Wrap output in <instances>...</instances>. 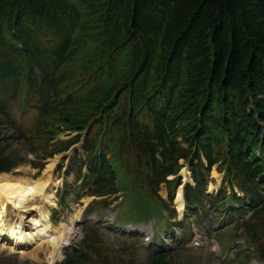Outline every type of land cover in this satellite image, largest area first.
<instances>
[{
	"label": "trees",
	"instance_id": "obj_1",
	"mask_svg": "<svg viewBox=\"0 0 264 264\" xmlns=\"http://www.w3.org/2000/svg\"><path fill=\"white\" fill-rule=\"evenodd\" d=\"M27 60L33 66L26 72ZM26 87L38 95L34 105L31 98L20 99ZM8 90L0 96V124L16 127L10 106H21V100L53 129L97 120L89 137L94 143L84 144L85 159L78 155L70 165L75 183L91 196L120 193L108 153L94 159L98 129L107 128L110 149L121 135L126 153L132 150L125 135L131 126L152 193L168 187L165 208L182 185L180 178H168L178 175V161L191 153L184 145H193L196 185H186L185 193L195 226L209 214L218 216L219 196L210 208L204 205L210 198L206 180L214 166L230 160L232 168H246L247 185L240 187L243 196L234 191L236 208L226 213L235 220L250 212L242 220L246 233L252 241L264 236V0H0V92ZM6 141L0 138V173L22 162L2 154ZM80 143L79 137L62 142L51 156ZM186 240L176 242V249ZM258 249L264 256V247ZM175 251L156 247L148 264H173ZM76 255L60 264H84L85 253Z\"/></svg>",
	"mask_w": 264,
	"mask_h": 264
},
{
	"label": "rangeland",
	"instance_id": "obj_2",
	"mask_svg": "<svg viewBox=\"0 0 264 264\" xmlns=\"http://www.w3.org/2000/svg\"><path fill=\"white\" fill-rule=\"evenodd\" d=\"M5 35L7 40L12 41L9 30L5 32ZM31 66H33L31 61L27 60L25 71L27 72ZM9 87H12V84ZM6 93L9 95V90L5 93L1 91L0 96L6 95ZM37 96L35 90L26 87L20 95V99L30 100L31 98L32 105H34V99L36 100ZM22 100L20 101L21 106L13 102L10 111L13 114L15 126L22 128L27 132V135L21 137L16 133V127L0 124V132L3 133L0 138L8 139L1 145L2 154L15 159L16 162H22L16 165L12 172L0 174L17 177L28 175L33 179H38L45 175L46 169L51 164L55 165L52 174L54 181H58L59 184L54 187V191L55 196L59 197V200H56L57 204L60 205L49 208L51 211L50 223L54 227H60L61 223L72 224L74 229L62 245L61 253L54 263L48 261L47 254L43 249L39 251L40 253L38 252L37 259L33 256L37 245L11 251L9 248H3V242H0V264H60L67 257L74 256L75 253H77V257L78 254L85 253L84 264H148L153 257V248L162 245L175 246L176 242L186 237L187 241L184 247L180 250L175 249L176 251L171 255L173 264H257L255 259L264 264V256L259 249L254 253H247L243 248H239L243 246L245 240L254 248L257 247V244L261 248L264 247V236L252 241L251 235L246 233V227L242 220H249L251 213L248 212L235 220L228 217L226 213L228 208H236L233 203L234 191L238 195L243 194L240 187L247 185L246 168H232L230 160L226 164L223 161L220 165L213 167L206 180L210 198L206 196L204 205L206 208H210L211 199L220 197L222 193L227 197L223 200L218 197L215 203L216 208L220 209L218 216L209 214L204 218L202 226L196 227L197 219L189 217L190 214H186V211L180 214L175 202L171 203L172 207L165 208L163 206L170 202L169 191L165 184L161 185L157 191L158 196L152 193L147 179V171L145 167L142 168L138 153L133 149L132 127L128 126L125 131L132 150L129 148V151L125 153L122 148L121 135L115 137L116 147L112 146L110 149L106 146L108 132L104 126L103 129L97 131V143L95 144L98 154L94 159L99 162L100 155L108 153L107 159L116 171L120 193L116 196H106L103 202L93 204L91 208L94 213L87 214L85 211L95 198L89 194L86 188H81V182L75 184V173L71 170L70 165L78 155L85 159L84 144L90 141L94 143V140L89 137L92 128L94 130L98 124L97 120L85 121L83 124L73 126L68 123H57L56 128L53 129L42 124L35 108L23 105ZM104 111L105 109L100 112L99 120L102 119ZM138 122L142 123L143 121L139 119ZM95 123L96 125H94ZM216 133L219 137L218 132ZM75 137L80 138L79 145L72 147L68 152L51 156V153L60 148L62 142ZM179 141L183 142L182 139ZM184 146L186 151L191 153L188 158L178 161V165H180L178 178H180L181 184L190 183L194 186L193 168L197 166V163H195L196 154H192V152L195 148L193 145ZM262 152V149L257 151L256 158L251 160V166L259 160ZM201 159L208 166L205 151H201ZM224 164V169L220 171L218 168ZM25 167H28L29 170L26 171ZM43 168L46 169L43 170ZM57 190H59V195L56 193ZM62 196H65L64 204ZM38 199L41 198L38 197ZM108 203L111 204L110 207H107ZM38 208V210L31 209L24 213L25 218L28 219L27 226H30L31 219L38 218L43 212L42 205ZM213 208L212 206L211 209ZM167 210L169 213L166 212ZM10 216L11 220L15 221L17 216L19 219L17 213L10 212ZM187 218L188 221H185ZM220 223L222 228L218 229ZM223 224L228 226L225 227ZM148 226L151 227L152 232V235L148 236L149 241L146 240L148 233L144 232ZM186 227L185 234L182 228ZM131 229L134 232H127ZM216 241H220L222 251L220 248L217 249ZM252 247L249 248V251L254 250Z\"/></svg>",
	"mask_w": 264,
	"mask_h": 264
},
{
	"label": "bare ground",
	"instance_id": "obj_3",
	"mask_svg": "<svg viewBox=\"0 0 264 264\" xmlns=\"http://www.w3.org/2000/svg\"><path fill=\"white\" fill-rule=\"evenodd\" d=\"M54 168L53 164L48 169L45 168V175L38 179L28 175L20 177L10 174L0 175V242H3V248L16 251L37 245L33 256L37 259L38 252L43 249L50 263L55 262L61 253L62 245L74 229L72 224L61 223L60 227H54L50 223L49 207H56L54 187L59 184L58 181H54L52 174ZM25 170L28 171L29 168L25 167ZM185 203L184 186H182L178 189L175 199L180 214L186 210ZM41 205L43 212L38 218L31 219L30 226H27L28 219L25 218L24 213L31 209L38 210V206ZM10 212L19 214V219L17 216L15 221L11 220ZM144 232L148 233V236L152 235L151 227L148 226Z\"/></svg>",
	"mask_w": 264,
	"mask_h": 264
}]
</instances>
